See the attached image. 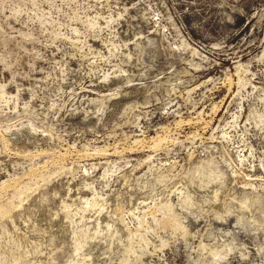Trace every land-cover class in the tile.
Masks as SVG:
<instances>
[{
	"label": "rangeland",
	"instance_id": "obj_1",
	"mask_svg": "<svg viewBox=\"0 0 264 264\" xmlns=\"http://www.w3.org/2000/svg\"><path fill=\"white\" fill-rule=\"evenodd\" d=\"M263 212L264 0H0V264H264Z\"/></svg>",
	"mask_w": 264,
	"mask_h": 264
},
{
	"label": "bare ground",
	"instance_id": "obj_2",
	"mask_svg": "<svg viewBox=\"0 0 264 264\" xmlns=\"http://www.w3.org/2000/svg\"><path fill=\"white\" fill-rule=\"evenodd\" d=\"M257 199V201H258V199L259 198H256ZM210 201H212V200H210ZM223 203H226V201H223ZM232 204H233V202H231ZM202 204H204V203H202ZM201 204V205H202ZM205 205V207H203V208H207V209H211V211H213V213H216L217 215H219L220 213H226V212H229V213H231L232 212V209H231V207L230 206H227L226 208H225V211L223 210L222 211V209L217 213V209L215 208V207H213V202H209V201H207V203H205L204 204ZM237 205V204H236ZM224 206V205H223ZM237 208L238 209H240L241 208V206H237ZM205 210V209H204ZM209 212V211H208ZM263 216H264V212H263ZM254 219V218H253ZM253 219H250V223L252 224V226H255V230L257 231V230H261V229H263L264 230V220H257V219H255V220H253ZM258 232V231H257ZM203 236V235H202ZM210 237H212V235L210 234ZM213 238V243H209V242H203V240H202V242L199 244V247H198V254H199V256L202 258H206L207 259V257H209L211 254H212V252H214L215 250H216V248H217V246H219L218 244H217V239H215L214 237H212ZM210 240V239H209Z\"/></svg>",
	"mask_w": 264,
	"mask_h": 264
}]
</instances>
